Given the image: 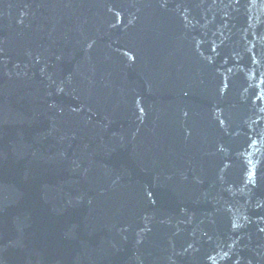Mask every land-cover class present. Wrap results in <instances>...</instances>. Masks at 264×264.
<instances>
[{"label": "water", "instance_id": "water-1", "mask_svg": "<svg viewBox=\"0 0 264 264\" xmlns=\"http://www.w3.org/2000/svg\"><path fill=\"white\" fill-rule=\"evenodd\" d=\"M0 264H264V0H0Z\"/></svg>", "mask_w": 264, "mask_h": 264}]
</instances>
